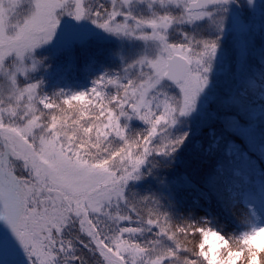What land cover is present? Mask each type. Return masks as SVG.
Wrapping results in <instances>:
<instances>
[{"label":"snow or ice","instance_id":"1","mask_svg":"<svg viewBox=\"0 0 264 264\" xmlns=\"http://www.w3.org/2000/svg\"><path fill=\"white\" fill-rule=\"evenodd\" d=\"M169 2L175 13L137 19L132 17L131 12H122L118 7L119 3L128 4L130 0H109L110 6L102 3L94 6L92 0H28L25 11H21L24 0H0V80L6 81L9 91L8 102L0 97V221L23 248L29 264H61L65 246L71 248V242L63 238V232L73 223L78 224L80 233L93 246L98 256L97 264H197L198 260L200 264H210L211 258L204 245H200L199 254L195 255L179 238L180 235L188 236V230L174 229L166 217L161 224L159 218L149 215L145 220L149 226L147 230L157 227V238L142 244L132 235L145 231L144 227L119 226L120 222L131 220V216L118 212L112 215L104 211L105 204L110 203L113 197H123V184L138 178L134 173L138 172L150 151L149 140L159 130L175 125L179 116H186L196 108L198 98L209 83L220 34L232 4V0ZM261 14L264 15V9ZM64 15L76 21L87 19L104 31L117 35L129 33L127 20L132 17L137 26L145 25L151 29V32H142L141 38L160 41L157 56L151 59L142 57L137 61L139 64L146 62L152 70L151 75L139 84L130 80L124 85L125 98H111L118 100L120 106L131 100L136 115L149 125L147 136L143 138V153L133 159L134 154L129 149L132 145L139 147V144L132 142L129 145L127 141L124 147L113 153L131 161V170L126 169L121 175L110 170L109 159L90 161L81 155L79 149L69 147L71 138L67 144L60 141L62 133L57 126L66 117L63 108L60 111L65 117L49 113V134L39 136L38 142L35 138L34 129L41 127V118L45 115L41 105L46 109L59 106L48 97L39 96L38 83L29 82L25 62L31 58V67L35 68L37 61L32 54L54 38L60 18ZM206 20L214 26L215 36L197 39L192 32L185 31L183 42L170 41L168 29L174 23L197 25ZM13 61L16 64L14 69L11 66ZM165 80L178 89V94L169 96L165 93L164 99L156 105L158 111L154 112L152 101L156 97L149 99L150 92ZM108 83L115 84L117 81L109 79ZM92 93L100 98L97 105L100 112L96 120L105 115L107 118V123L93 124L97 136L107 135L103 129L108 127L123 135L118 118L107 107L103 94L95 88ZM73 101L81 104V117L87 116L84 106L93 103L88 94H74L64 103L71 107ZM120 114L126 115L124 112ZM17 118L21 123H17ZM83 131L87 134L92 128L86 127ZM185 135L175 140L165 139L157 150L163 149L167 153L170 148L175 151L176 146L183 143ZM99 214L114 219L118 227L111 231L102 230ZM189 227L196 239L199 237L195 233L204 232L203 228L195 225ZM211 234L218 236L215 232ZM251 239L246 236L245 243L248 244ZM233 257L246 259L248 264H264V247H260L259 251L249 247L247 257L243 250H229L225 264H230ZM0 264H10L6 241L2 237Z\"/></svg>","mask_w":264,"mask_h":264},{"label":"rangeland","instance_id":"2","mask_svg":"<svg viewBox=\"0 0 264 264\" xmlns=\"http://www.w3.org/2000/svg\"><path fill=\"white\" fill-rule=\"evenodd\" d=\"M263 2L264 0H232L225 21V28L220 34L218 54L209 73V83L198 98L196 108L186 116H179L175 125L159 130L149 140L148 144V147L152 146V141L163 144L165 139H172L179 131L191 134L207 112L206 107L209 102L213 100L219 99L218 103L222 105V108L235 107V112L244 116V122L237 117H233L229 111L224 112L223 115H225V120L229 121L231 131H234L239 139H230L221 141V143H218L216 138L212 140L210 147L214 149L218 146L216 154L218 161L214 165L215 167H209V170L212 171L215 168L219 169L220 173L224 171L225 175L220 179L222 180L221 196L225 194V197L220 198L222 201L221 206L225 208L227 204L232 202V197L237 195L242 205L248 209L253 219L252 224L255 225H264V104L258 102L254 97L248 98L245 91H247L246 89L253 90L264 96V81L260 84L258 81V77L261 76L263 70L260 69L261 65L257 63L264 61V55L262 54L264 50V15L261 14ZM92 3L94 6L97 3L110 6L109 0H92ZM27 7L28 0H24L21 11H25ZM118 7L122 12H131L132 17L137 19L154 18L166 12L175 13V9L169 0H163V2L162 0H130L128 4L119 3ZM132 17H128L127 20L130 26L129 33L117 35L104 31L87 19L76 21L67 15L62 16L54 38L36 49L32 54L37 61L35 68L31 67V58H28L25 62L29 82L38 83L39 96L50 99L45 89V83L51 86H55V84L60 86L69 85L64 80L66 73L62 69L55 68L47 73V62L54 58L59 51L65 50L72 53L79 47L83 48L88 45L107 43L108 45H114V52H109V54H114L111 59L112 67L110 69L96 67L97 73L93 75L92 80H87L86 84H89L86 86L85 83H77L74 80L71 83L73 84L74 82V91L87 87L88 92L86 93L92 101L97 98L92 93L93 88L101 92L105 99L109 98L107 96L109 91L114 92V94L118 93L119 97L125 98L124 85H127L130 80L135 84H139L152 73L146 62L139 64L137 61L142 57L154 58L160 53L161 47L160 41L157 39L141 38L140 34L142 32H151V29L145 25L137 26V21L132 19ZM121 18L123 19V17ZM185 31L192 32L197 39L208 35H216L214 26L207 20L197 25L176 22L168 29L170 41L183 42V33ZM11 66L13 69L15 68V61L11 63ZM45 69L46 71H44ZM45 75L47 78H44ZM109 79H114L117 83L110 84L108 83ZM68 91L72 92L73 89H68ZM165 93L169 96L176 95L178 94V89L171 82L165 80L151 90L149 99L156 97L152 101L154 112L158 111L156 105L160 100L164 99ZM237 94L247 99L241 101L238 96H234ZM0 97L6 102L9 101V91L5 80H0ZM113 101L118 106L111 109L118 118V124L123 130V135L118 134L116 129L112 127L103 129L107 135L101 134L97 136V129L94 134L104 145L111 142L110 144L114 146L111 148H117L116 152L125 146L127 126L133 123L139 124L145 127V132H148L149 125L139 119L133 109L131 113L127 112L128 107L131 106V100L123 106L119 105L118 100ZM41 108L45 115L41 118V127L34 129L37 142L39 136L49 134L47 124L50 120L48 113L50 109L43 108L42 105ZM141 111L143 112V109ZM121 112L126 113V115H121ZM102 122L107 123V118L105 117ZM17 123H21L19 118H17ZM57 130L60 131L58 126ZM69 138L72 140L69 147L79 149L83 156L84 150L80 147L81 144L74 141L72 136L61 134L59 139L62 143L67 144ZM129 150L134 154L133 159H135L136 154L133 147L131 146ZM142 150L144 151V145ZM100 154H98L99 157L96 160L111 157L108 167L110 170H114V168L121 169L120 171L114 170L118 172V175L124 173L125 170L122 168L130 167L128 170H131V161L121 159L119 156L104 155L103 152ZM112 160L117 163L116 167L114 164L112 165ZM142 167L143 164L140 165L138 172L134 173V175H138L137 179H129L122 185L123 197H113L110 203L105 204L104 211L112 215L118 212L120 215L131 216V220L122 221L119 226L144 227L145 231L134 233L132 238L138 241L139 236L148 232L151 237L142 239V244H147L148 241L153 239L152 233H150L152 230H147L149 226L145 221L135 219L131 203L127 202L126 204L124 196L127 191L138 189L145 181V177L140 174ZM214 179L215 177L213 176L207 185L213 186ZM99 219L102 221L100 228L104 231H111L118 227L116 221L110 219L108 215L99 214ZM141 222L142 224H140ZM201 222H204L203 219H201ZM204 223L213 228L210 221H205ZM0 237L6 241L7 258L10 264H29L23 248L2 221H0ZM63 238L71 242V248H68L67 245L65 246L66 251L62 255L61 264H97L98 256L93 251V246L88 242V238L80 233L78 224H70L64 230ZM260 247H264V242L257 245V248ZM206 252L211 258L210 264H212L213 258L216 257V250L213 247H209ZM73 257L77 259H73Z\"/></svg>","mask_w":264,"mask_h":264},{"label":"trees","instance_id":"3","mask_svg":"<svg viewBox=\"0 0 264 264\" xmlns=\"http://www.w3.org/2000/svg\"><path fill=\"white\" fill-rule=\"evenodd\" d=\"M262 6L264 9V2ZM109 52H114L113 44L88 45L83 48H76L72 53L62 50L50 59L46 65L48 68L47 73L55 68L62 69L66 73L64 80L69 83L68 86L58 84L51 86L45 83V89L50 100L55 101L59 106L50 109L48 113L65 117L60 109L65 110L66 117L58 125L60 132L63 135L72 136L74 141L83 144L82 149L84 151L82 154L85 159L90 161L96 160L101 152L104 155H113L117 149L111 148L114 147L113 144H110L111 142L104 145L94 134L96 128L93 127V124L101 123L106 117L105 115L99 121L96 120V116L100 112V108L97 106L100 98L97 97L92 104L84 106L88 111V115L84 117L80 115L81 104L79 102L73 101V106L70 107L64 101L74 94L88 92L87 87L74 91L75 81L81 84L85 83L86 86L89 84H86L87 80H92L93 75L97 73L96 67L106 69L112 67L111 59L114 54H109ZM262 54L264 55V50ZM257 63L261 65L260 69L263 70L261 76L258 77L260 84L264 81V61ZM44 78H47V76L45 75ZM68 89H73V91H68ZM246 90L245 93L248 98L254 97L258 102L264 104L262 94L253 90ZM108 93L109 98H103L107 107H117L118 104L111 100V97L119 96V94H114L112 91ZM234 96H238L241 101L247 99L239 94ZM218 102L219 99L209 102L206 107L207 112L191 134L179 131L172 139H169L175 140L180 135L186 134L183 143L177 145L175 151H171L170 148L167 153L163 149L157 150L162 145L161 142L152 141V146L149 147L150 151L145 155L143 167L140 170V174L145 177V181L138 189L127 191L124 195L125 203L130 202L132 210L135 209L133 212L135 219L145 221L151 214L153 218H159L161 224L164 223L166 217L174 229H187L189 235H180L179 237L187 247H190V240L192 239L190 225L198 227L199 225H205V221H210L214 230L226 235L233 232L239 233L253 223L248 209L242 205L237 195L232 197V202L227 204L225 208L221 206L222 201L220 198L225 197V194L221 196L222 180L220 179L225 174L224 171L220 173L219 169L209 170V167H215L214 165L218 161L216 156L218 146L212 149L210 147L212 140L216 138L218 143H221V141L239 139L237 134L231 131L229 121L225 120L223 113L229 111L233 117H237L242 122L245 121L244 116L235 112V107L222 108V105ZM77 120H79V123H76ZM86 127L92 128V131L86 134L83 131ZM126 133V141L130 145H132V142H138L139 147L135 145H132V147L135 156L140 155L143 152V138L147 136L145 127L133 123L127 126ZM93 145L98 146L94 147ZM113 164L115 167L117 166L114 160H112ZM129 168L122 169L128 170ZM114 170L120 171L121 169L114 168ZM213 176L215 177L213 180L214 185H207ZM185 182L187 183L184 184ZM201 219L204 222H201ZM153 227L150 233L155 239L157 238L155 233L158 232V228ZM149 237L151 236L146 232L144 235L139 236L138 241L143 243L142 239H148ZM162 239L167 240L166 237Z\"/></svg>","mask_w":264,"mask_h":264},{"label":"clouds","instance_id":"4","mask_svg":"<svg viewBox=\"0 0 264 264\" xmlns=\"http://www.w3.org/2000/svg\"><path fill=\"white\" fill-rule=\"evenodd\" d=\"M197 228H203L204 232H197L194 234L195 236L199 237L198 239L192 236L189 250L198 256L201 244L204 245V249L206 251L209 247L215 248L216 257L213 258L212 264H225V259L229 250H232L233 252L237 250H243L245 257H247L249 247H251L253 250L259 251V248L256 246L264 242V225L252 224L250 227L240 231L239 233L233 232L226 235L214 230L208 225H199ZM212 232L217 233L220 238H218L217 235H212ZM204 233L208 234L205 235ZM246 236L252 237L248 244L245 243ZM237 260H240V258L233 257L230 261V264H237ZM197 264H200L199 260L197 261ZM240 264H248V262L246 259L240 260Z\"/></svg>","mask_w":264,"mask_h":264},{"label":"water","instance_id":"5","mask_svg":"<svg viewBox=\"0 0 264 264\" xmlns=\"http://www.w3.org/2000/svg\"><path fill=\"white\" fill-rule=\"evenodd\" d=\"M170 82V81H169ZM133 110H132V107L131 106H129L128 107V112H132Z\"/></svg>","mask_w":264,"mask_h":264}]
</instances>
